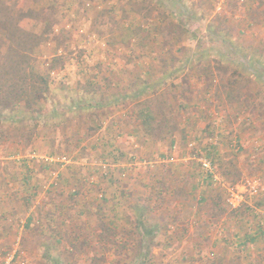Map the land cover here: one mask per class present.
<instances>
[{"label": "rangeland", "instance_id": "obj_1", "mask_svg": "<svg viewBox=\"0 0 264 264\" xmlns=\"http://www.w3.org/2000/svg\"><path fill=\"white\" fill-rule=\"evenodd\" d=\"M3 7L13 12L10 30L41 39L31 49L0 32V83H10L18 63L9 49L27 54L50 88L70 66L98 74L79 95L63 92L66 103L54 104L52 88L38 113L0 110V176L16 152L17 163H73L69 172L83 177L63 198L68 231L59 221L51 228L61 244L39 250L38 236L15 223L1 254L14 252L13 264H264V0H0ZM171 24L181 36L168 33ZM71 96L95 107L59 122ZM145 108L155 120L142 125ZM143 166L139 194L123 200L113 230L106 207L120 196L109 200L107 191H126L132 168ZM231 190L241 199L236 210L226 204Z\"/></svg>", "mask_w": 264, "mask_h": 264}, {"label": "crops", "instance_id": "obj_2", "mask_svg": "<svg viewBox=\"0 0 264 264\" xmlns=\"http://www.w3.org/2000/svg\"><path fill=\"white\" fill-rule=\"evenodd\" d=\"M45 63H46L45 65H48L49 62L47 61ZM70 67L71 69H69L68 71L69 73L66 79L63 82L61 81L55 82V84L52 87L54 88L53 91H55L56 94L59 95V99L55 100L54 104H62L68 101L67 97H63L62 95L63 92H65L66 96H68V92H69V96L74 95V94L79 95L80 92L76 89L79 88L80 84H83L88 79L92 82V80L89 78L90 75H95L96 73L98 74L97 70H85V69H82L81 67H76V68L72 66ZM49 71H51V69H49ZM52 88H50L49 86V90H51ZM74 96L70 97L72 99V105L68 104L66 106L68 107V109H66V111L64 109V113H65L64 116L57 113L59 116V120H60L59 122L61 121L64 122L66 120L68 121V123H70V121H73L75 119L83 120L85 119L83 114H86L87 112H89V110H92L95 107V106L93 108L89 106L86 108L80 107L81 105L78 104V101H75ZM54 108H57V111H55L54 113L61 112L58 110L59 108L56 105H54ZM61 109H62V106H61ZM69 109L72 112H68ZM75 114H79L78 117H75ZM112 121L114 122L113 123L114 126H112L113 128L112 130H116V127L118 126L119 121L116 120L114 117ZM84 131H85L84 129L80 130V132H82L80 133L82 136L84 134ZM58 135L60 134L58 133ZM122 135L123 133L119 132L117 136L119 137ZM41 140L44 141L45 138L41 136L36 141L40 142ZM52 141L57 142V139L53 138L50 141L51 144H52ZM14 147L16 150V146ZM49 147L50 146H47L45 147V149H50ZM17 154L18 153L16 152L10 153V154H7L6 156L7 158L3 157L7 160H12V161L11 163H6L7 166L5 165L4 169L7 170V172L3 173L0 176L1 178V181H0V241L3 240L4 238H6L7 240L8 239L12 240L13 238L12 234L13 233L16 234L17 227L15 229V225H16L15 223H17V225L20 224L19 230L24 229V230L29 231L34 236L35 235L38 236L39 239L37 241H42V242H39L37 245L39 250H42L41 248H45L46 244L52 247H56L59 243L61 244V242L57 237H55V234L52 232L51 228H53L55 223L59 221L62 226L64 225L63 227H66V231H68L69 227H67V225H68V222H70V220L66 218L67 217L66 213H62V212H65L66 210L68 211L67 204L64 205L63 203V198L66 197V192L70 190V188L75 187V185L76 187L80 188L78 184L81 183V180L83 179V177H80L78 173L74 174L73 171L69 172L70 170L73 169V165H75L73 163L63 168H57L55 167V165H52V163H43V162L38 161L37 159L26 160L21 163H17L20 160V159L18 160L19 157L15 156ZM14 157L15 159H13ZM163 158L168 159V157H165V156ZM161 162L165 163L164 161H161ZM166 162L168 163L169 161L167 160ZM117 163L119 164V162ZM143 168H148V167L143 166L137 169L132 168L131 170L132 174L131 172L129 174V176L132 177V179L131 181L128 180L125 182L126 191L123 188L121 189L119 188V190L121 191H118L117 193H115V191L112 189H109L107 191L108 196L109 194H111L109 196V200L114 199L116 195L120 196L118 198L119 200L118 204L115 203L112 206L110 203V204H107V207H106L107 209L111 208L110 211L109 210L107 211V215L112 217V219L109 218L111 220V222L109 223V226L113 227V230L117 229L118 227L116 226V223H118V218L121 216L120 208H122V204L124 203L123 200L126 199L128 196L131 197V199H133L132 197L136 198V196L139 194L136 191L137 188H135V185L139 182L140 184H143L141 183L143 178L141 179V177L139 176V174L141 173V169ZM64 169L66 171H64ZM111 173H112V177L115 178L114 177L115 173L114 172H111ZM44 184H47L46 188H43L45 186ZM42 188L43 190H41ZM148 189L149 187L146 190ZM78 193L81 194L80 191ZM67 194L69 193L67 192ZM38 195L41 196V199H40L41 201L39 203V206L38 207L31 206L29 204L31 203V197L37 198ZM71 196H75V194ZM56 201L57 202L59 201L60 204L58 205ZM79 210L75 212V215L77 217H84L85 216L84 210H80V211ZM98 210L99 209L94 208L91 214L94 215V213L96 211L98 212ZM177 210L178 208L170 212L171 217L173 216L174 218V216L178 214ZM203 210L205 209H203L202 207V209L199 212L201 215H204L205 211ZM138 220L139 219L137 218V222ZM35 224H39L40 227L39 228L35 227ZM244 238H245V241H250V237H248L247 235H245ZM23 239L25 240L27 239V237L24 236ZM171 239L172 241H174V239L176 241V238H171ZM166 242L170 243L167 240ZM23 246L26 247V244ZM42 255L43 257H45L44 251L42 252Z\"/></svg>", "mask_w": 264, "mask_h": 264}, {"label": "trees", "instance_id": "obj_3", "mask_svg": "<svg viewBox=\"0 0 264 264\" xmlns=\"http://www.w3.org/2000/svg\"><path fill=\"white\" fill-rule=\"evenodd\" d=\"M3 9L4 10H0V32L6 34L8 40H11L14 37L13 35L17 33L19 35L18 41L21 42V44L24 43L26 45H30L31 49L38 46L40 44L41 36H36L29 32L23 31L17 25L12 26V30H10V27H7L8 23L10 24L11 22H13V20L11 21L13 12H9V10L5 9L4 7ZM136 13L140 15V11H137ZM145 17L146 16H144V18ZM148 18L149 17H146L145 21H147ZM175 26L176 25L171 24V26L168 28V33L175 34L176 36L178 34V36H181L179 33L175 32ZM183 32L184 29H181V33ZM9 51L12 52L13 56H16L15 62L18 63H15L16 68H12V72L9 73V75L11 76L10 83L8 85L0 83V110L18 113L25 112V114L38 113L34 111V107H38L37 111L41 109V107H39V104H41L46 99L49 93L48 80L44 75L37 74L32 70L29 62L27 61V54L21 56V54L17 53L15 49H9ZM21 51L26 52L25 50ZM17 59L20 60L16 61ZM17 71L19 72V74L16 76ZM12 74L15 77H12ZM6 75L7 73L4 74V76ZM4 76L0 73V80ZM138 116L144 118L141 122L142 125L144 123H148L147 121L155 120L154 116L152 117L150 113L146 111V108L145 110H142ZM137 223L138 226L142 227V222L140 219ZM144 235L153 237V231H144Z\"/></svg>", "mask_w": 264, "mask_h": 264}, {"label": "built area", "instance_id": "obj_4", "mask_svg": "<svg viewBox=\"0 0 264 264\" xmlns=\"http://www.w3.org/2000/svg\"><path fill=\"white\" fill-rule=\"evenodd\" d=\"M173 158L170 157L168 159L169 162H173ZM60 163H69V160L66 156H61L58 160ZM201 165L202 168L206 171V172H210V163L207 161H201ZM228 197L226 199V204L228 207H230L231 209L236 210L239 207V202L241 201L240 198H238L233 192L232 190L229 191ZM15 258V253L14 252H10V253H0V264H13ZM18 264H27L26 262H24L23 259H20Z\"/></svg>", "mask_w": 264, "mask_h": 264}]
</instances>
